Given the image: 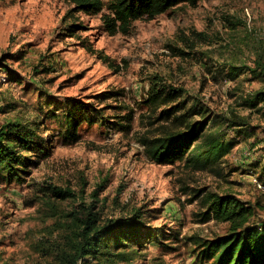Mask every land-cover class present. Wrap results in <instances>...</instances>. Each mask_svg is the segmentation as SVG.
I'll use <instances>...</instances> for the list:
<instances>
[{"label":"rangeland","instance_id":"obj_1","mask_svg":"<svg viewBox=\"0 0 264 264\" xmlns=\"http://www.w3.org/2000/svg\"><path fill=\"white\" fill-rule=\"evenodd\" d=\"M72 7L69 0H0V125L37 121L46 153H27L31 162L18 179L0 171V264H50L65 230L89 209L101 220L137 210L148 230H162L141 244L113 247L125 252L118 264H209L194 237L221 235L227 224L202 221L208 194L231 193L254 205L252 222L264 219V102L240 105L264 81L246 71L232 80L213 78L223 64L264 62V0L179 4L113 35L101 13ZM185 38L195 46L187 47ZM172 47L189 53L177 56ZM153 75L197 95L215 113L235 108L249 117L252 136L228 130L237 143L219 174L146 157L138 141L146 130L140 114ZM107 90L120 93L104 98ZM76 102L94 117L77 125L71 140L64 116ZM195 190L202 192L192 198Z\"/></svg>","mask_w":264,"mask_h":264},{"label":"trees","instance_id":"obj_2","mask_svg":"<svg viewBox=\"0 0 264 264\" xmlns=\"http://www.w3.org/2000/svg\"><path fill=\"white\" fill-rule=\"evenodd\" d=\"M198 1L69 0L74 11L101 13L104 29L110 35L129 33L134 20L152 19L179 4L195 6ZM104 9L106 11L103 12ZM236 25V22L231 23L232 27ZM197 36L201 38L203 34L197 33ZM185 43L187 47L195 46V42L189 38H185ZM171 50L177 56L189 53L176 47ZM98 56L113 65L108 62V56L100 52ZM215 69L213 78L221 74L224 80H232L246 71L264 81V62L261 60L256 61L253 67L228 63ZM119 93L107 90L102 95L107 98ZM142 102L147 105L146 111L140 114L146 130L138 141L146 157L158 164L181 161L186 168L219 174L224 155L237 143L235 138H228V130L235 129L237 134L242 133L244 137L252 136L254 131L249 117L237 109L228 108L223 113H215L197 95H188L182 86L168 84L157 75L149 78V87ZM261 102H264V88L244 96L240 105L253 108ZM93 117L92 109L87 104L72 103L64 116L65 137L75 140L77 125L82 121L92 122ZM130 120L131 115L127 122ZM37 123L9 121L0 125V171H4L8 178H20L22 167L31 162V154L27 153L46 154L43 137L36 130ZM53 192L61 197L65 195L63 190L57 188ZM201 192L195 190L192 198L198 197ZM206 203L202 221L213 219L224 222L227 229L225 233L212 238L194 237L199 256L207 259L209 264H264V219L251 221L255 215L254 205L231 193H210ZM77 221L74 229L65 230L63 244L52 249L55 258L50 264H99L97 257L99 261L118 264L119 260L125 259V252L120 250L113 253V247H129L132 241L141 244L139 241L142 237V241H147L153 234L162 233L161 229L148 230L137 210L130 216L101 220L97 213L89 209L84 218Z\"/></svg>","mask_w":264,"mask_h":264}]
</instances>
